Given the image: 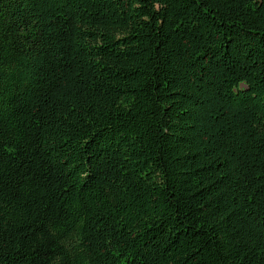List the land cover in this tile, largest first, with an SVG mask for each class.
<instances>
[{"label":"trees","instance_id":"obj_1","mask_svg":"<svg viewBox=\"0 0 264 264\" xmlns=\"http://www.w3.org/2000/svg\"><path fill=\"white\" fill-rule=\"evenodd\" d=\"M0 264H264V0H0Z\"/></svg>","mask_w":264,"mask_h":264}]
</instances>
